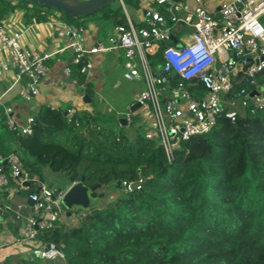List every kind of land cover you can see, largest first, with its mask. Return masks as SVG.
I'll list each match as a JSON object with an SVG mask.
<instances>
[{
	"label": "trees",
	"instance_id": "obj_1",
	"mask_svg": "<svg viewBox=\"0 0 264 264\" xmlns=\"http://www.w3.org/2000/svg\"><path fill=\"white\" fill-rule=\"evenodd\" d=\"M121 1L124 8L115 0L92 16L71 17L0 0V21L20 13L24 25L58 19L82 28H127L125 11L131 19L129 11H139L141 0ZM153 5L151 0L148 8ZM79 19H89L88 25H78ZM170 45L175 44L161 43L160 51L148 57L152 66L161 64V51ZM69 67L90 106L92 85ZM65 112L64 107L39 108L33 134L22 136L8 129L0 107L1 156L16 154L39 182L43 169L56 167L66 190L83 182L112 189L114 195L77 225L57 224L37 237L34 245L52 243L63 252V259L46 264H264V112L240 115L234 124L221 119L207 134L183 143L171 163L145 132L124 133L112 111L75 110L70 122ZM140 180L139 189L122 186Z\"/></svg>",
	"mask_w": 264,
	"mask_h": 264
},
{
	"label": "built area",
	"instance_id": "obj_2",
	"mask_svg": "<svg viewBox=\"0 0 264 264\" xmlns=\"http://www.w3.org/2000/svg\"><path fill=\"white\" fill-rule=\"evenodd\" d=\"M152 1L165 9L166 15L148 8L142 14L141 24L135 26L125 11L128 27L114 26L106 46H86L84 29L80 26L55 20L50 25L55 30L62 29L67 37L65 50L71 53V60L63 68L66 77L71 74L69 65L86 76L92 70L90 58L94 54L123 52L124 80L143 84L134 103L146 106L150 114L145 139L156 140L166 162L171 163L183 143L207 134L221 119L234 124L240 115L264 112V26L260 23L264 17V0H228L218 6L212 0H193L191 8L182 0L179 3ZM208 3L216 8L209 10ZM175 5L183 7V16L177 14ZM19 23L16 18L0 21V106L5 94L14 88L23 102L32 103L39 96L41 80L48 71L46 62L51 55L25 48L22 36L29 26L20 29ZM174 25L189 27L192 33L184 44L177 40L180 47H164L162 62L155 69L148 57L155 56L161 49L160 44L170 40ZM72 83L77 84L75 80ZM74 112V109L67 110L66 121L70 122ZM11 113V108H3L8 129L31 136L35 117L19 124ZM125 118L129 124L130 115ZM10 183L33 203L31 214L35 218H25L19 236L8 241L2 240L7 229L5 214L9 217L13 213L11 223L16 225L22 220L23 207L19 205L14 210L4 203L6 197L15 194L8 193ZM132 184L122 182L125 191H132ZM63 194L57 192L55 196L52 189L30 178L16 154L0 155V249L11 246L15 252H27L34 259H63L62 250L52 243L34 245L39 235L57 224L69 225L70 221L77 225L83 218L78 219L73 213L68 221H60L59 212L67 219L60 204ZM0 264L4 261L0 260Z\"/></svg>",
	"mask_w": 264,
	"mask_h": 264
},
{
	"label": "crops",
	"instance_id": "obj_3",
	"mask_svg": "<svg viewBox=\"0 0 264 264\" xmlns=\"http://www.w3.org/2000/svg\"><path fill=\"white\" fill-rule=\"evenodd\" d=\"M141 0V9L135 13L136 22L132 20L133 25L138 26L141 24V18L143 12L150 6L151 0ZM209 10H213L216 7L213 3H208ZM20 13L12 15L10 18H16L20 20V29L29 26L24 31L22 36V44L25 48L31 49L38 53H44L51 55L50 59L46 62L48 71L46 76L41 80L39 87V96L32 103H25L18 96V89L14 88L5 94L2 99V107H9L12 110L11 117L19 124H24L28 117H35L39 108H65L66 111L74 109L77 111L90 110L89 103L83 102L84 87L73 84L70 77H66L63 74V68L66 67L71 60V53L65 50L67 44V37L63 30H55L49 23L45 24H29L24 25L22 23ZM58 22H62L58 19H52ZM65 24V23H64ZM83 40L86 46L94 47L97 45L106 46L107 42L100 41L97 28L94 24H89L87 28H83ZM113 26H110L108 37L112 34ZM173 35V34H172ZM177 42V39L173 35ZM92 70L86 75V81L92 85V90L97 94L99 102H103L101 92L104 91L106 86L111 82V88L115 89L113 85V75H115L116 67L121 66L123 63L122 51L114 50L109 52H100L91 56ZM124 64V63H123ZM124 79V78H123ZM126 81V80H125ZM135 101V100H134ZM130 105V107L134 104ZM0 106V107H1ZM8 193H15L12 197H6L4 203L13 207L14 210L17 206L22 205V220L16 225H13L14 231L8 226L11 223L12 214L6 217V231L2 237V240L11 241L18 237L25 223V218L29 217L32 213L31 207L27 204V200L21 199V193L15 185L9 186ZM24 219V220H23ZM32 258L27 252L17 253L13 247H7L0 249V260L4 261V264H17L20 261H28ZM13 260V261H11ZM11 261V263H10Z\"/></svg>",
	"mask_w": 264,
	"mask_h": 264
},
{
	"label": "rangeland",
	"instance_id": "obj_4",
	"mask_svg": "<svg viewBox=\"0 0 264 264\" xmlns=\"http://www.w3.org/2000/svg\"><path fill=\"white\" fill-rule=\"evenodd\" d=\"M183 3L185 4V2L187 0H182ZM213 3L218 6L223 2H227L228 0H212ZM143 3L145 2V0L142 1ZM152 9L161 12L163 15H166V10L162 9L160 7H157L155 5L152 6ZM175 11L177 12V14L179 16H183L184 15V9L183 7H178V6H174ZM137 12V10H130V16L132 18V20L134 21V23L136 22V16L135 13ZM11 17V16H10ZM9 17V18H10ZM7 18V19H9ZM6 20V19H5ZM76 23L78 25H82L84 24L85 26L88 25L89 23V19H84V20H77ZM260 23L262 24V26H264V17L261 18ZM97 28V34L98 37L100 39V41L102 42H107L108 39V33H109V25L105 24L103 26H99L94 24ZM192 30L189 27H185L182 25H174L172 27V34L175 36V38L179 41V43L184 44L187 40L188 37L191 35ZM122 58H123V63L125 62V58L122 52ZM123 63L121 66H117L115 69V75H113V85L115 86V89L111 88V82L108 84V86H106V88L104 89L103 92H101V97L104 99V101L99 102L97 99V94L94 92H91V104L89 106L90 110H93V108H97L98 110H101L103 112L108 111V112H113L116 113V115H118L117 120L119 118L122 117V115H130V124L127 128H125L123 130L124 133L127 134H132L135 131H140V132H145L147 130H149V120H150V114L149 111L147 109L146 106H141L138 110H136L133 113L129 112L130 109V105L133 103V101L135 100L136 96L139 94V92L143 89V84L137 83V84H132L129 83L127 81H125L123 79ZM159 65L157 66H153V68H157ZM135 102V101H134ZM56 168V167H55ZM55 168H52V170L50 168H45L43 169L42 175L44 176V181L43 182H39L44 184L45 186L49 187L50 189L56 191V190H61V191H66V182L65 179L63 178L62 174H58L57 171H55ZM17 188V187H16ZM18 189V188H17ZM64 191V192H65ZM97 194H103V198H102V205H105L107 203H109L110 201H112L114 199V195L112 193V189H108V188H101L100 190H98L96 192ZM21 199H25V194L22 192ZM88 213H81V212H77L76 214L74 213L73 216H77L76 218H82L86 215H88ZM84 215V216H83ZM59 219L60 221H68L69 219H65L64 218V214L62 212H59ZM29 217L31 218H35L32 214L29 215ZM74 217L71 220H74ZM24 220V219H23ZM69 225H73L71 224L70 221H68ZM13 261V260H11ZM10 261V263H11ZM30 263L33 264H46V260H40V259H34V258H30L28 260ZM49 261V260H47Z\"/></svg>",
	"mask_w": 264,
	"mask_h": 264
},
{
	"label": "water",
	"instance_id": "obj_5",
	"mask_svg": "<svg viewBox=\"0 0 264 264\" xmlns=\"http://www.w3.org/2000/svg\"><path fill=\"white\" fill-rule=\"evenodd\" d=\"M16 2L31 3L38 5L40 7H45L57 11H61L63 14L71 17H89L95 13L103 10L108 4L114 2L115 0H13ZM121 1V0H118ZM173 2L179 3L181 0H172ZM186 5L191 8L193 0H187ZM166 8L169 7V4L165 5ZM218 12V8L216 9ZM215 18H219V14H215ZM170 40L178 48L180 44L176 42L173 36L170 37ZM84 103H90V99L86 95L83 96ZM141 107L139 103H134L129 112L133 113ZM67 111L64 113L66 116ZM118 123L122 128L128 127V120L124 117L118 119ZM86 132V131H85ZM5 165V164H4ZM143 181L136 182L132 184V190L136 189L138 186H141ZM28 185V184H26ZM102 187L100 184H96L92 187H87L83 182L73 183L62 195L60 199V204L65 211V217L68 219L73 213L81 212L88 213L92 210H98L102 208V198L103 194H97L93 196L98 190ZM37 192L39 190H36ZM54 195H57V192H54ZM27 204L32 207L33 203L27 201ZM7 217V215L5 214ZM47 219L50 218V215L46 216Z\"/></svg>",
	"mask_w": 264,
	"mask_h": 264
}]
</instances>
